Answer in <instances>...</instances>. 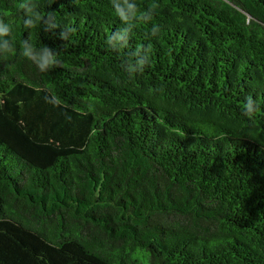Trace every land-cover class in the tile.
Returning <instances> with one entry per match:
<instances>
[{
    "label": "trees",
    "instance_id": "1",
    "mask_svg": "<svg viewBox=\"0 0 264 264\" xmlns=\"http://www.w3.org/2000/svg\"><path fill=\"white\" fill-rule=\"evenodd\" d=\"M20 2L0 0V264H264V0H26L35 28Z\"/></svg>",
    "mask_w": 264,
    "mask_h": 264
},
{
    "label": "clouds",
    "instance_id": "2",
    "mask_svg": "<svg viewBox=\"0 0 264 264\" xmlns=\"http://www.w3.org/2000/svg\"><path fill=\"white\" fill-rule=\"evenodd\" d=\"M110 3H112V0H110ZM125 3H127V0H125ZM18 10H23L24 14L28 17L27 19H23V24L25 28H35L36 23L43 21L44 15L40 13L38 8L36 7H29L26 0H21L19 4L16 5ZM157 7H160L158 5ZM115 10V14L118 18L121 20H127L128 16L126 15L123 8H113ZM52 27H60L59 24L52 25ZM64 31H61L59 34V39L65 41V44L61 45L62 48L66 46L67 41L69 40L71 34L75 31V29L71 25H65ZM154 33L159 32L160 29L158 26H153ZM11 35V29L10 27L6 26L4 24V19L0 18V38H4ZM30 38L28 40H23L21 42V55L27 58L28 60L32 61L39 71L41 72H49V69L53 67H62V61L59 59V53H54L49 47L45 46L42 49V52L39 56L34 55V45L29 44ZM108 42L111 41V35L107 37L106 39ZM0 48L5 52V58L8 54H11L15 51V48L9 44L7 39L3 40L2 45H0ZM141 69L143 68V61L140 62ZM53 100L56 101L57 105L61 103L59 98L54 94H49ZM49 95L45 97L46 102H49ZM258 108L257 102L253 99L252 96H247L245 98V105H244V112L245 114L252 113L254 110Z\"/></svg>",
    "mask_w": 264,
    "mask_h": 264
}]
</instances>
